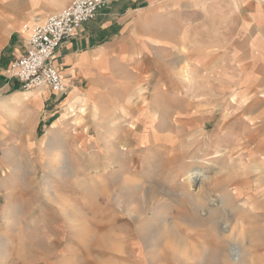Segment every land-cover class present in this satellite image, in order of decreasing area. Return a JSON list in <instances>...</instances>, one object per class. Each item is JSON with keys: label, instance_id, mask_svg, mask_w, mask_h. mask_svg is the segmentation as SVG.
<instances>
[{"label": "rangeland", "instance_id": "374dc122", "mask_svg": "<svg viewBox=\"0 0 264 264\" xmlns=\"http://www.w3.org/2000/svg\"><path fill=\"white\" fill-rule=\"evenodd\" d=\"M29 4L54 0H0V18L27 30L63 8ZM239 13L208 0L183 19L146 14L138 57L84 82L53 129L24 104L0 112V264H264L263 90L259 65L227 54ZM129 116L143 120L125 140L129 120L111 122Z\"/></svg>", "mask_w": 264, "mask_h": 264}, {"label": "crops", "instance_id": "0c3cea01", "mask_svg": "<svg viewBox=\"0 0 264 264\" xmlns=\"http://www.w3.org/2000/svg\"><path fill=\"white\" fill-rule=\"evenodd\" d=\"M206 1L106 0L93 19L83 23L74 37L63 41L55 50L52 63L66 85L62 95L44 87L24 90L9 77V64L23 53L30 27L20 30L13 16L8 20L0 18V95L8 92V97L0 99V112L11 115L24 104L23 114L29 122L35 121L36 125L54 123L51 129L55 128L60 122L57 117L59 106L75 97L82 90L84 82L91 83L96 77L106 74L107 68L113 67L118 60L138 57V43L143 38L140 37L139 28L155 21L154 16L149 21L144 20L146 14L150 13L152 17L158 13L156 16L159 18L172 13L183 19L182 16L200 11ZM67 3L68 0H54L53 6L36 7L29 4L26 9L57 11ZM232 3L240 12L237 22L239 29L237 34L227 36V54L236 58L237 66L243 69L250 68V58L259 65L263 90L259 95L261 105L264 101V0H232ZM22 92L30 93V97L35 96L31 100L24 98L16 101L14 96ZM260 117V121L264 122V116ZM30 131L27 129L25 133L29 134ZM51 138L49 133L44 137L45 140Z\"/></svg>", "mask_w": 264, "mask_h": 264}, {"label": "built area", "instance_id": "2783aa9c", "mask_svg": "<svg viewBox=\"0 0 264 264\" xmlns=\"http://www.w3.org/2000/svg\"><path fill=\"white\" fill-rule=\"evenodd\" d=\"M105 4L106 0H70L59 11L35 23L28 30L23 53L9 64V77L24 90L44 87L55 94H64L66 85L52 63L55 50L74 37L81 25L93 19Z\"/></svg>", "mask_w": 264, "mask_h": 264}, {"label": "bare ground", "instance_id": "6f19581e", "mask_svg": "<svg viewBox=\"0 0 264 264\" xmlns=\"http://www.w3.org/2000/svg\"><path fill=\"white\" fill-rule=\"evenodd\" d=\"M148 90L147 89H145V88H139L138 90H137V94H139V95H144L145 94V92H147ZM14 96V95H13ZM25 96H27L26 97V100H31L35 95H33L32 97H30V95L29 94H27L26 92H22V93H20V94H17L16 96H14V99L16 100V101H19V100H21V99H24L25 98ZM142 100H143V102H145V98H143L142 97ZM239 100L241 101V102H244L245 100H247L246 99V95L245 94H240L239 95ZM15 101V102H16ZM164 103V102H163ZM125 108L124 107H121V111L122 112H125ZM142 111V110H141ZM142 113V112H141ZM142 120H143V118H141ZM157 119V117H156V115H154V113H153V116H152V118L149 120V125H148V127L149 128H151L152 127V125L154 124V121ZM172 121L173 122H175V123H177L178 122V120H177V118L175 117V116H173L172 118ZM129 120V123H130V127H129V130H128V133H126L127 135L125 136L124 135V138H125V140H126V137L127 136H129V135H133L134 133V130H135V127H136V125H137V123H139V121H141L142 122V120H138V119H132V118H130V116H129V118L126 120V119H121V118H119L118 120H112V122H111V124H115V123H121L122 121H128ZM201 130H202V128H201ZM110 131V130H109ZM108 131V132H109ZM227 132V131H226ZM114 135V134H113ZM113 135H110V134H108V135H106V137H111V136H113ZM154 136H155V134H153V133H151V134H149V135H147V137H145V138H143V142H148V141H150V140H153V138H154ZM107 139V138H106ZM155 140V139H154ZM174 142V141H173ZM143 144H146V143H143ZM142 144V145H143ZM152 144H153V146L154 145H156V141L155 142H152ZM122 149V148H121ZM3 173H1V175H2ZM200 176H203V173L202 172H200V171H197V170H193V171H190V173L189 174H187V176H186V180H188L189 182H190V187H192L194 184H196V181H198V179L200 178ZM208 178V177H207ZM205 197L203 196V199H204ZM210 199H212V198H210ZM216 200V199H215ZM208 202H210L209 200H208ZM214 203H215V201H214ZM222 205V204H221ZM217 206V205H216ZM219 209H220V206H219ZM219 209H217L216 207H213V208H211V207H208V209H207V213H208V216H210V215H212V214H214V213H217L218 212V210ZM223 233H225V232H229L230 230L228 229H226V230H221ZM221 232V233H222ZM227 234H229V233H227ZM223 235V234H222ZM229 248H230V250H232V253L231 252H229V256H230V258L232 259V260H236V261H240L241 259H242V254L240 255V254H238L237 255V251H238V248L234 245V244H232V245H230L229 244ZM225 253V252H224ZM224 253L223 252H219V253H217V260H221V259H223V258H225L226 256L224 255ZM153 260V259H152ZM220 263V262H219Z\"/></svg>", "mask_w": 264, "mask_h": 264}]
</instances>
